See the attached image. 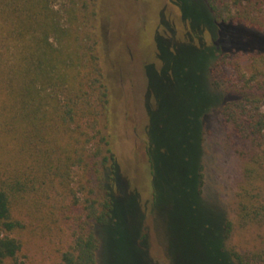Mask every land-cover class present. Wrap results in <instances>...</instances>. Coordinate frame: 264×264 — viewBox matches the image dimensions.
Returning <instances> with one entry per match:
<instances>
[{"label":"trees","instance_id":"1","mask_svg":"<svg viewBox=\"0 0 264 264\" xmlns=\"http://www.w3.org/2000/svg\"><path fill=\"white\" fill-rule=\"evenodd\" d=\"M97 1L0 0V264H26L23 252L27 238L45 237L61 228L74 210L81 212L77 228L65 247L58 249L53 264H98L101 244L97 228L114 223L119 208L123 217H129L133 206L127 204L131 200L141 221L136 238L145 237L140 233L143 216L138 196L117 194V188L121 191L118 162L111 135L101 127V117L108 118L111 93L104 74L101 42L105 39L97 25ZM206 4L218 29L210 52L201 44L210 57L206 74L213 59L214 66L219 65L220 33L228 31L229 38L234 39L232 45L241 44L250 53L248 86L255 81L263 89L264 35L260 31L264 30V0H206ZM254 29L260 31L250 33ZM247 32L254 35L253 39L242 35ZM199 38L202 40V35ZM160 52L158 49L157 55ZM145 68L156 75L161 70L153 64ZM148 83L151 101L146 105V155L153 199L157 201L163 190L167 192L165 188L173 187L177 169V173L185 174V196L191 206L194 199L206 201L201 196L204 174L200 135L202 112L213 105L197 116L196 138H176L184 157L182 167L172 169V181L166 166L177 151L163 132V102L156 99L157 90H152L150 80ZM254 95L248 89L242 100L220 106L225 120L251 143L244 183L238 192L241 226H264V111L257 104L250 107ZM260 100H264V93L256 102ZM94 181H98L99 194ZM169 197L175 200L180 196L173 191ZM216 219L215 234L220 238L216 248L209 249L212 245L206 242L204 232L197 234L209 260L264 264V250L249 254L227 250L225 240L232 223L228 219L224 225L221 215ZM211 250L218 254L212 255ZM169 261L175 264L172 258Z\"/></svg>","mask_w":264,"mask_h":264},{"label":"rangeland","instance_id":"2","mask_svg":"<svg viewBox=\"0 0 264 264\" xmlns=\"http://www.w3.org/2000/svg\"><path fill=\"white\" fill-rule=\"evenodd\" d=\"M97 9V25L105 39L101 42L104 74L111 93L108 118L101 117V127L111 135L118 162L117 183L121 191L116 186L117 194L138 196L143 216L140 233L145 235L141 240L136 238L140 216L135 211V201H128V207L133 206L129 217H123V209L119 208L114 223L96 230L101 244L98 264H170V258L175 264H202V257L204 264H221L205 256L208 251L201 247L197 236L204 232L206 242L212 245L209 249L216 248L220 238L215 234V218L219 215L224 225L228 219L232 223L225 240L227 250L242 254L264 250V226H241L238 217V192L244 183L246 153L251 143L233 129L220 111L222 104L242 100L248 89L255 93L250 107L257 104L264 111V100L256 102L264 88H259L261 85L255 81L248 86V49L241 44L232 45L234 39L229 38L228 31L221 32L219 65L214 66L213 59L206 74L205 65L210 58L207 52L218 36L206 0H98ZM260 32L264 35V30ZM247 33L242 35L253 39L254 35ZM158 49L161 52L157 55ZM147 64L161 68L160 72L154 74L145 68ZM149 80L152 90H157L156 99L163 102V132L168 135L171 148L176 147L177 151L173 161L167 162L169 178L175 165L182 167L184 157L176 138H196L197 116L213 105L208 112H202L200 135L204 174L201 196L206 201L194 199L195 207L185 196V174L177 173V169L173 173V187L165 188L167 192L163 190L157 201L153 199L146 155ZM94 187L99 194L98 181H94ZM172 190L180 197L172 200ZM78 215L79 210L72 211L61 228L45 237H28L23 252L26 264H53L58 249L65 247L72 230L77 228ZM214 253L217 252L211 250Z\"/></svg>","mask_w":264,"mask_h":264}]
</instances>
